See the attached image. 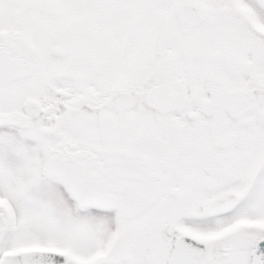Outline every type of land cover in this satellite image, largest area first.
I'll use <instances>...</instances> for the list:
<instances>
[{
    "label": "snow or ice",
    "instance_id": "snow-or-ice-1",
    "mask_svg": "<svg viewBox=\"0 0 264 264\" xmlns=\"http://www.w3.org/2000/svg\"><path fill=\"white\" fill-rule=\"evenodd\" d=\"M0 264H264V0H0Z\"/></svg>",
    "mask_w": 264,
    "mask_h": 264
}]
</instances>
